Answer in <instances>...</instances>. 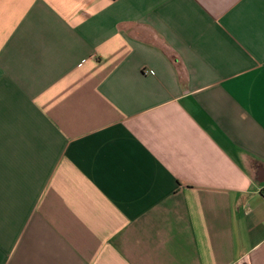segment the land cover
Listing matches in <instances>:
<instances>
[{
	"label": "crops",
	"instance_id": "obj_1",
	"mask_svg": "<svg viewBox=\"0 0 264 264\" xmlns=\"http://www.w3.org/2000/svg\"><path fill=\"white\" fill-rule=\"evenodd\" d=\"M264 0H0V264H264Z\"/></svg>",
	"mask_w": 264,
	"mask_h": 264
},
{
	"label": "built area",
	"instance_id": "obj_2",
	"mask_svg": "<svg viewBox=\"0 0 264 264\" xmlns=\"http://www.w3.org/2000/svg\"><path fill=\"white\" fill-rule=\"evenodd\" d=\"M263 200H264V194H263Z\"/></svg>",
	"mask_w": 264,
	"mask_h": 264
}]
</instances>
